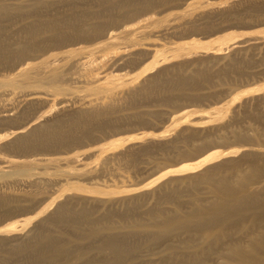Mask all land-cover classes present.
Here are the masks:
<instances>
[{"label": "bare ground", "instance_id": "obj_1", "mask_svg": "<svg viewBox=\"0 0 264 264\" xmlns=\"http://www.w3.org/2000/svg\"><path fill=\"white\" fill-rule=\"evenodd\" d=\"M217 3L215 2V5ZM167 4H169L167 0H141L140 2H135L134 0H0V16L5 17L9 21L20 16L39 18L38 14L42 9L60 5L70 6V13L64 17L62 22L60 21V26H57L56 21L53 22L43 18L41 20L37 19V23L32 22V24L27 25V33L29 34L26 40L27 43L20 40H14L8 44L0 42V52L6 51L7 54L6 57H0V64L8 63L12 65L26 61L27 59L30 60L27 63L31 64L30 68L24 70L16 77L17 79L8 83L6 89L1 91L0 94L7 90L22 93L27 97L25 98L24 108L28 110H31V105L35 102H45V96L47 95H60L61 98L58 99V103H64V101L68 100L66 96L74 97L76 96L74 94L75 91L82 90L80 89L81 86L80 88L70 86L71 84H68V80L71 78L72 67L76 66L77 56L83 51L75 54L73 59L67 61L68 63L63 62L61 64L64 58H54L51 61L45 62L42 60L44 58L43 56L34 57L35 51L44 49L39 47V43L43 41V35L52 31L54 33L58 28H62L65 32H75L78 35L88 34L99 38L97 39L99 41L97 43L100 48L112 47L116 44V40H122V43L124 42L133 46L142 45L143 43L139 42L141 37H127V35H130L128 34L130 31L126 32L128 29L123 30L127 28L126 26L109 35H107L109 33L107 31L110 28L117 29L121 23L150 10L164 7ZM209 6L205 5L204 8ZM187 7H190L187 14H177L172 18H158L148 24L144 22V29L147 31L142 37L162 32L168 27L174 28L181 26L183 30H196L200 28L197 20H201V25H203L201 27L202 29L217 25L211 16L215 9L211 8L206 11L197 10L198 6L194 2L187 3ZM201 8L203 7L201 6ZM248 8L252 11L257 9L254 6H249ZM231 14L235 16L238 13L233 12ZM72 17L76 19L75 23L70 22L69 18ZM176 18L181 19V21L179 23H172ZM26 27L20 25L18 29H24ZM135 28L132 29L134 30ZM260 33L258 32L259 35ZM243 34L246 35V33ZM241 36L243 35H240L239 38ZM213 40L216 41L215 43L220 42L218 46L226 43L227 47L237 42L235 36H232L231 31L219 35ZM170 46L172 47L171 44ZM98 50L100 49L98 48ZM154 50L155 54L153 52V58H151L138 75L149 69H154L160 61L165 62L171 59L169 58L170 56L174 57L178 55L179 57L182 54L189 55L191 52H196V50L215 53L222 50V48L211 46L210 41L192 39L189 42L180 43L172 48L170 55H166V52H163V48L162 50ZM146 53L148 51L138 49L132 55H136V58H139ZM90 54L92 55V53ZM98 54L100 53L98 52ZM183 55L182 57H184ZM79 62L81 63V61ZM191 62L192 64L174 63L163 66L154 73L149 74L138 86L130 88L124 94L120 95L114 93L117 87L124 84L120 78V82H118L119 80L115 81L118 78L115 79L112 77V79L106 77L101 83L94 85L86 84L82 87L84 93L86 95H93L96 98L88 100L83 105L73 109L77 113H82V116H75L73 118V125H83L85 129L81 131V135H83V138L91 140L92 131L111 129L113 123L110 122L113 119L140 116L139 123L151 124L149 120L141 119V114L147 113L155 118L154 120L158 121L156 117L160 116V114L157 111L121 113L119 107L122 105L129 107L135 106V103L130 100L133 99L132 96L141 91L149 81L154 86H157L159 80L157 77L160 72L169 69L174 70V67L185 65L183 66L185 70L183 72L184 74L178 76L177 81L173 85L167 86L161 93L163 96L161 101L164 104L176 107L183 103H196L217 96L218 92L212 89L210 90L212 86L217 84H225L228 86L232 83L233 78L247 74L242 69L243 64L247 67L251 64L250 59H239L234 54L224 56L223 63L218 66H212L213 59L205 57L194 59ZM59 63L61 65H57ZM87 75H90V72ZM4 81L6 80L0 79V83ZM35 82H41L54 91L35 92L28 89H20V87L26 84ZM202 82L209 84V86H205ZM259 85L264 86V83ZM259 85L247 87L242 91L248 92L255 88L260 89ZM205 89L208 90L204 91ZM227 100L226 103H229V98ZM245 104L244 102L243 109L239 112H234L235 110H233L234 114L231 117V122L236 123L244 119L254 121L253 126L250 127V133L238 126L232 129L230 136L226 133H221L217 136H212L209 133L201 135L197 129L190 127L184 131L181 129L174 138L165 142L163 145H157L160 150L165 149L167 153L170 152L173 156L195 157L202 152L208 143L215 139L226 141L232 138L236 143L242 145L248 144L246 148L241 150L238 157L227 158L218 163L206 166L194 174L183 177H172L162 182L152 192V199H162L164 202V206L157 209L156 212H151L155 207L153 202L150 206H145L144 203L139 205V202L143 201V198L139 195L122 197L120 199L122 211L119 212L105 205L108 204L106 202L110 201L109 198L100 199L80 195L69 196L57 202L49 213L29 229L28 234L16 238L14 242H10L7 237L0 236V245L10 242L16 251L27 252L34 257L32 261L25 263L15 262L13 264H264V148L263 150L252 148L253 142L257 145H264V129L255 125V123L259 124L264 119V106L258 107L255 105L253 108H245ZM209 111L207 113H215L214 116H209V119L216 118L222 112L218 108H214L212 112ZM110 114L115 115L109 117L108 115ZM187 114H190L188 110L181 117L183 118ZM221 117L219 116V121ZM199 118L202 117L199 116ZM39 126L41 125L34 124L24 132L17 134L18 136H15L22 138L25 142H29L28 139L31 140L35 136L34 133ZM149 135L155 137L165 136L154 133L147 134V136ZM144 137L140 138L143 139ZM67 138L68 135L64 137L60 136L58 143L67 146L74 142L66 140ZM124 140L123 138L116 140V146L114 147L117 148L123 145ZM74 143L79 145L81 142L79 140ZM110 145L99 150L103 152L106 148H114ZM69 149L71 148L69 147ZM151 149V146L140 145L135 149L129 148L125 151H118L112 156L106 155L101 159L100 170H106L108 163L113 158H118L127 166H132L135 164L139 155L149 154ZM6 150H9V148H6ZM234 151H236L235 147L234 150H228L226 152L230 154ZM215 156L214 153L210 154L197 160L193 164H184L174 170H168L166 173L193 170L215 158ZM75 157L63 159L69 162L70 159L74 161ZM63 162L62 165L64 164ZM59 164L61 163L59 162ZM48 168V164H42V168H38V170L46 172ZM98 169L96 170L97 172ZM54 170L62 171V173H46V175L38 176L37 172H35L33 175L19 177L13 182L21 181L27 183L33 187L32 193L36 194L43 192L45 188L63 176L65 178L64 183L61 184L62 190L73 189L103 195L116 192L112 188L85 185L77 180L81 176L89 175L88 173L92 170L85 169L82 172H67L59 168V165L54 166ZM6 175V173H2L0 177H5ZM5 185H7V182ZM2 194L4 192H0V203L2 206H6L9 199L3 197ZM15 199L16 202L21 201L17 197ZM27 201L32 202L34 199L30 197ZM100 202L104 204L102 206L104 209L98 213L97 206L90 203L98 204ZM166 204L167 206H165ZM5 209L8 210V207ZM135 211L140 216L139 219L126 225L119 223L120 220L122 222L124 219L133 218ZM145 215H151L152 217H145ZM35 230L38 231L37 234H34ZM240 235H244L245 239H240ZM128 237H143L144 242H147V244L138 249L137 246L130 247L126 241ZM162 243L165 245V249L155 252L158 255V261L156 263L150 261L136 262L133 259L137 257L138 252L147 251L148 247H154ZM211 257H213V260H211Z\"/></svg>", "mask_w": 264, "mask_h": 264}, {"label": "rangeland", "instance_id": "obj_2", "mask_svg": "<svg viewBox=\"0 0 264 264\" xmlns=\"http://www.w3.org/2000/svg\"><path fill=\"white\" fill-rule=\"evenodd\" d=\"M134 1L140 2L141 0ZM167 1L169 4L164 7L156 8L137 15L134 18L121 23L117 29L110 28L107 31L109 32L107 35H109L110 33L116 32L118 29L121 30L126 26L127 28H124L123 30L125 31L128 29L126 32L130 31L128 33L130 35H127V37H141L139 42L143 43L142 45L133 46L124 42L122 43V40H120L121 43L119 40H116V44L112 47L100 48L97 43L99 42L97 41L99 38L88 34L78 35L75 32H65L62 28H58V30H55L54 33L52 31L42 36L43 41L39 43V47L44 49L35 51L34 57L37 58L43 56L44 58L42 60L45 62L51 61L54 58H64V60L61 61V64H63V62L68 63L67 61L73 59L75 57L74 55L79 51L84 52L77 56L76 66L72 67V73L70 75L71 78L68 80L71 82L69 83L67 81L69 85L71 84L70 86L79 88L81 86L80 89L82 90L74 92L77 97L74 95V97L66 96V99L68 100L64 101V103H58V99L61 98L60 95H47L45 96V102H35L31 105V110H28L27 108H24L25 98L27 97H25L22 93L7 90L0 94V175L2 173L7 174L5 177H0V192H4V194H2L3 197L9 199L6 206H2L0 203V236L7 237L10 242H14L16 238L21 237L24 234H28L29 229L36 222L40 221L43 216L49 213L55 207L57 202L74 195L97 197L100 199L109 198L110 201L106 202L108 204L105 205L110 206L118 212L122 211L120 203V199L122 197L139 195L143 198V201H140L139 205L144 203L145 206H150L153 202L155 207L151 212H156L157 209L164 206V202L162 199H152V192L162 182L172 177H183L194 174L206 166L218 163L227 158L238 157L241 150L248 146V144L242 145L240 143H236V141H233L232 138H229L226 141H219L215 139L208 143L202 152L195 157L173 156L170 152L167 153L165 149L160 150L159 147H157V145H163L165 142L174 138L181 129L184 131L190 127L197 129L201 135L209 133L212 134V136H217L221 133H226L230 136L232 129L238 126L243 128L248 133L251 132L250 127L253 126L254 121L244 119L240 122L234 123L231 122V117L234 112H239L243 109L244 102L246 103L245 108H253L255 105L258 107L264 106V86L259 85L264 83V0H206V2H204L205 0ZM190 2L196 3L198 6L197 10L206 11L211 8L215 9L213 10L214 12L211 16L217 25L202 29L201 27H203V25H201V20H197V24L200 28L196 30H183V27L181 26L174 28L168 27L162 32L142 37L147 31L144 29L145 23L148 24L158 18H172L177 14H187L190 9V7H187V3ZM215 2H218L219 4L217 3V5H215ZM197 3L204 4L199 5ZM205 5L210 6L204 8ZM201 6L203 8H201ZM249 6L257 7V9L252 11L248 8ZM69 11V5H60L48 9H42L38 14L39 18L20 16L15 17L12 21H9L6 20L5 17L0 16V42L8 44L14 40H20L27 43L26 40L29 37V34L27 33V25L32 24V22L37 23V19L41 20L43 18L53 22L56 21L57 26H60V21L62 22L64 17L70 13ZM225 11L230 14H226ZM233 12L238 14L234 16L231 14ZM69 19L70 22H76V19L73 17ZM180 21L181 19L176 18L172 23H179ZM20 25H24L26 28L18 29ZM243 26L244 28H242ZM132 28L135 29L133 30ZM139 30L140 32H138ZM230 31L232 36H235V40L237 41L235 44L227 47V44L224 43L218 46V43L220 44V42L215 43L216 41L213 40L217 36ZM258 32H261L260 35ZM243 33H246V35ZM240 35L243 36L239 38ZM192 39L210 41L211 46L215 48L221 47L222 50L215 53L196 50V52H191L189 55L182 54L184 57H182V55L179 57L178 55L174 56L175 58L170 56L169 58L171 59L168 58L169 60L165 62L160 61L154 69H149L138 75L151 58H153L155 54L154 49L162 50L163 48V52H166V55H170L172 53V48L176 47L180 43L189 42ZM59 41L60 43H58ZM159 47L162 48L160 49ZM98 48L100 50H98ZM138 49H143L144 51H148V53L136 58V55H132V53ZM89 52L92 53V55ZM98 52L100 54H98ZM88 54L90 55L88 56ZM230 54H234L239 59H250L251 64L248 67L243 64L242 69L246 71L245 73L247 74L241 77L233 78L231 81L232 83L228 86L225 84L212 86L210 90L212 89L213 91L218 92L217 96L208 98L204 101H198L196 103H183L176 107L164 104L161 101L163 97L161 93L167 86L169 87L171 84L173 85L177 81L178 76L184 74L183 72L185 70L183 66L185 65H181L174 67V70L169 69L167 71L160 72L157 77L159 79L157 86H154L150 83L151 81H149L141 91L135 93L132 96L133 99H130L133 103H135V106L129 107L122 105L119 107L121 113H132V111H157L160 114V116L156 117L158 121L154 120L155 118L147 113L141 114V119L144 118V120H149L151 124L139 123L140 116L113 119L110 122L113 123L111 129H105L104 131H92L91 140L85 139L83 138V135H81V131L85 129L83 125L75 126L72 123L75 116H82V113L79 112V114L77 111H73V109L83 105L88 100L96 98L93 95H86L84 93L82 87L86 84L94 85L101 83L106 77H113L115 79L118 78L115 81H118L120 78L121 82L124 84L117 87L114 91V93L120 95L124 94L130 88L138 86L140 82H142L149 74L154 73L157 69L163 66L174 63L192 64V60L204 57L213 59L212 66H218L223 63L224 56H228ZM6 55V51L0 52L1 58L6 57ZM27 61L30 60L27 59L26 61H21L12 65L8 63L0 64V79L6 80L0 83V92L6 89V85L8 83L17 79L16 77L21 72L30 68L31 64H28ZM79 61H81V63ZM61 64L59 63L57 65ZM88 72H90V75H87ZM172 72L174 73L172 74ZM120 80L118 82H120ZM203 84L207 87L209 86V84L205 82ZM257 85L260 86V89L255 88L254 90H250L248 92L242 91L247 87ZM20 89H28L35 92L54 91L41 82L26 84L20 87ZM207 90L208 89H205L204 91ZM235 94L237 95L235 96ZM228 98L229 103H226ZM214 108L222 110L221 114H219V116H222L220 121L219 116L217 115L216 116L218 118H208L209 116L215 115V113H207L208 110L212 112ZM187 110L190 114H187L182 118L181 115H183ZM233 110L235 111L233 112ZM114 115L115 114H110L108 116L112 117ZM199 116L202 118H199ZM187 120H191V122H187ZM34 124H40L41 126H39L34 133L35 136L31 140L28 139L29 142H25L22 138L15 136L24 132ZM255 125L264 129V119H262L259 124L255 123ZM149 133L163 134L165 136H147ZM66 135H68L66 140L74 142L80 140L81 143L77 145L72 142L67 146L60 145L58 143L60 136L64 137ZM140 137L144 138L142 139ZM119 138L125 139L123 142L124 144L121 145L122 147L118 146L116 148L114 147L116 146L115 142ZM109 145L114 148H106L103 152L99 150L100 148L107 147ZM140 145H148L151 146L152 149L149 154L139 155L135 164L132 166H127L118 158H111L112 160L108 163V168L106 170H100L101 159L106 155L112 156L118 151H125L129 148L135 149ZM69 147L71 149H69ZM234 147L236 151L227 154L226 151L234 150ZM6 148H9V150H6ZM252 148L263 150L264 145H257L253 142ZM213 153L216 155L215 158L193 170L185 172L172 171L166 173L168 170H174L181 165L193 164L197 160ZM75 156H77L78 159H76L77 157ZM67 157L75 158L74 161L70 159L71 162H68L67 160L66 162L63 158ZM59 162L61 164H59ZM62 162L64 163V166L62 165ZM42 164H48L49 168L46 172L38 170V168H42ZM56 165H59V168L67 172H82L85 169L92 170L88 173L90 176L84 175V177L81 176V178L79 177L77 180L85 185H97L102 188H112L116 190V192L109 195H103L86 193L73 189L62 190L61 184L64 183L65 178L63 176V178H58L55 183L45 188L43 192L36 194L32 193L33 187L29 186L27 183L21 181L13 182L19 177L33 175L35 172H37L38 176L46 175V173L61 174L62 171L54 170V166ZM97 169L98 172L96 171ZM86 177L89 179L87 182ZM6 182L7 185H5ZM15 197L21 201L16 202ZM30 197L33 198L34 201L28 202L27 200ZM90 204L97 206L98 213L104 209V207H102L104 204L101 202L98 204ZM165 206H167V204ZM7 207L8 210L5 209ZM150 216L145 215V217ZM139 217L140 216L137 211H135L133 218L124 219L122 222L120 220L119 223L123 225L130 224V222L133 223V221L139 219ZM37 233L38 231L35 230L34 234ZM239 238L245 239V236L240 235ZM126 241L130 247L137 246V249L144 247V245L147 244V242H144L143 237H128ZM10 242L0 245V264H13L15 262L25 263L33 260L34 257H32L31 254L16 251ZM147 249V251L136 252L137 257L133 259L136 262L150 261L156 263L158 261V255L155 254V252L164 250L165 245L162 243L154 247H148ZM211 260H213V257H211Z\"/></svg>", "mask_w": 264, "mask_h": 264}]
</instances>
